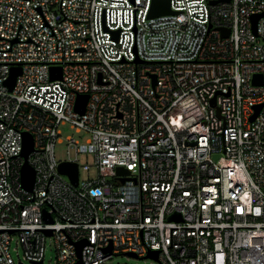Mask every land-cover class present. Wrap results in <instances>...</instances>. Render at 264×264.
<instances>
[{
    "label": "built area",
    "instance_id": "2783aa9c",
    "mask_svg": "<svg viewBox=\"0 0 264 264\" xmlns=\"http://www.w3.org/2000/svg\"><path fill=\"white\" fill-rule=\"evenodd\" d=\"M153 6L0 0V264H43L48 239L56 264L152 251L160 264H264V0ZM67 123L88 136L67 137L59 160ZM61 162L78 165L77 185Z\"/></svg>",
    "mask_w": 264,
    "mask_h": 264
},
{
    "label": "water",
    "instance_id": "95a60500",
    "mask_svg": "<svg viewBox=\"0 0 264 264\" xmlns=\"http://www.w3.org/2000/svg\"><path fill=\"white\" fill-rule=\"evenodd\" d=\"M159 6V7H158ZM175 13L170 7V0H154V6L151 10L150 16H156V15H161V14H171ZM259 15L253 17V27L254 30L256 31V23L257 20L259 19ZM229 31H225L224 35H228ZM21 73V68L20 67H15L13 68L10 77L7 80V85L10 87V89H13L16 83L17 76ZM52 78L57 79L62 77V70L61 68H52L51 70ZM156 83V79L154 81ZM253 83L255 84H262V78L259 75H256L253 79ZM89 99V95H79L77 102H76V110L80 113H84L86 109V105ZM215 103V100L213 101ZM261 106L257 107L256 113L252 116V119H254L259 111ZM23 152L22 156L25 158V164L22 167V183L25 188L32 190L35 182V170L34 168L28 163L27 159L29 154L33 151L34 149V142H33V137L30 133L25 132L24 133V140H23ZM218 156H216L217 158ZM59 170L61 173L66 174L70 177L71 181L77 185L78 184V179H79V169L78 165L76 163H71V162H61L59 165ZM119 173L122 174H129V171L123 167L118 168ZM125 179H122L124 181ZM49 221H52L51 218H49ZM47 234H51L52 231L47 230ZM84 243H81L79 247V252L81 251V248ZM131 256L136 257L135 254L130 253ZM158 256V251H152L149 253L148 257H152L154 259H157ZM81 262L77 263L80 264ZM34 264H42L41 262H36Z\"/></svg>",
    "mask_w": 264,
    "mask_h": 264
},
{
    "label": "rangeland",
    "instance_id": "374dc122",
    "mask_svg": "<svg viewBox=\"0 0 264 264\" xmlns=\"http://www.w3.org/2000/svg\"><path fill=\"white\" fill-rule=\"evenodd\" d=\"M59 128L62 133L61 134L62 142L57 145L56 156L59 160H65L68 157L67 142H66L67 137L73 136L84 142L88 135L84 133V131H77L76 128L72 127L71 124L69 123L60 125ZM85 161H87V156L82 155L81 163L83 164ZM82 175L85 174L82 173ZM12 254L17 263L19 261V258L22 259L23 254L21 249H15V250L12 249ZM56 259H57L56 249L54 247V244L48 239L47 249L43 264H56ZM26 264H33V263L26 261ZM105 264H160V263L152 257L136 258L122 254V255L114 256L111 260L105 262Z\"/></svg>",
    "mask_w": 264,
    "mask_h": 264
}]
</instances>
